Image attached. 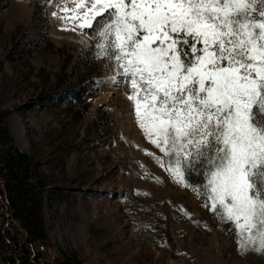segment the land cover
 <instances>
[{
	"label": "rangeland",
	"instance_id": "1",
	"mask_svg": "<svg viewBox=\"0 0 264 264\" xmlns=\"http://www.w3.org/2000/svg\"><path fill=\"white\" fill-rule=\"evenodd\" d=\"M56 8L0 0V111L49 178L53 247L83 264H264L147 154L163 155L136 122L130 87L107 82L115 70L85 55L89 35L65 30Z\"/></svg>",
	"mask_w": 264,
	"mask_h": 264
},
{
	"label": "snow or ice",
	"instance_id": "2",
	"mask_svg": "<svg viewBox=\"0 0 264 264\" xmlns=\"http://www.w3.org/2000/svg\"><path fill=\"white\" fill-rule=\"evenodd\" d=\"M51 0H44L49 5ZM151 156L216 218L241 254L264 255V0H73ZM57 17V12H50Z\"/></svg>",
	"mask_w": 264,
	"mask_h": 264
},
{
	"label": "trees",
	"instance_id": "3",
	"mask_svg": "<svg viewBox=\"0 0 264 264\" xmlns=\"http://www.w3.org/2000/svg\"><path fill=\"white\" fill-rule=\"evenodd\" d=\"M34 1L45 7L44 0ZM8 114L0 111V258L4 264H83L74 250L53 247L43 215L49 178L39 162L15 144Z\"/></svg>",
	"mask_w": 264,
	"mask_h": 264
},
{
	"label": "crops",
	"instance_id": "4",
	"mask_svg": "<svg viewBox=\"0 0 264 264\" xmlns=\"http://www.w3.org/2000/svg\"><path fill=\"white\" fill-rule=\"evenodd\" d=\"M54 4L58 7L56 9L67 8L69 10V14H71L70 10L74 6L73 0H54Z\"/></svg>",
	"mask_w": 264,
	"mask_h": 264
},
{
	"label": "bare ground",
	"instance_id": "5",
	"mask_svg": "<svg viewBox=\"0 0 264 264\" xmlns=\"http://www.w3.org/2000/svg\"><path fill=\"white\" fill-rule=\"evenodd\" d=\"M68 4V3H67ZM72 5V4H71ZM74 7V6H73Z\"/></svg>",
	"mask_w": 264,
	"mask_h": 264
}]
</instances>
